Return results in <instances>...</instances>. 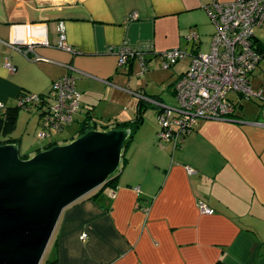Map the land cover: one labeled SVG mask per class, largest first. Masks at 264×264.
I'll use <instances>...</instances> for the list:
<instances>
[{"label":"crops","instance_id":"0c3cea01","mask_svg":"<svg viewBox=\"0 0 264 264\" xmlns=\"http://www.w3.org/2000/svg\"><path fill=\"white\" fill-rule=\"evenodd\" d=\"M210 2L0 0V104L16 107L23 94L46 96L53 82L70 76L80 93L72 123L89 115L96 130H110L115 123L131 121L111 117L112 107L128 96L123 94L124 76L141 75L137 59L117 67L120 48L152 46L144 76L153 75L149 68L159 63L153 60L158 53L180 49L182 59L207 54L214 32L204 9ZM61 29L71 51L56 47ZM193 34L197 38L191 44ZM28 46L32 52L25 56L21 50ZM186 68H178L173 83ZM260 93L263 100L250 113H243L237 100L233 118L199 120L176 149L159 142L157 108L146 107L157 128L152 125L144 140L136 137L142 119L114 188L87 195L61 212L43 264H264V91ZM138 96L166 104L141 85ZM24 110L32 113L38 133L39 107ZM78 129L61 143L77 138ZM60 133L31 155L61 144ZM13 139L20 150L22 138ZM147 147L153 150L149 156ZM28 150L32 148L21 156L30 158ZM186 167L194 173L188 175ZM197 201L213 214L201 213Z\"/></svg>","mask_w":264,"mask_h":264},{"label":"built area","instance_id":"2783aa9c","mask_svg":"<svg viewBox=\"0 0 264 264\" xmlns=\"http://www.w3.org/2000/svg\"><path fill=\"white\" fill-rule=\"evenodd\" d=\"M204 9L214 26L210 50L207 54L192 56L188 68L174 83L175 106L138 96L157 108V138L161 143H171L174 149L180 147L183 137L194 130L199 120L233 118L236 104L228 96L240 101L263 100L260 91L252 89L251 80L256 77L258 68L264 76V67H259L264 54L257 50L259 43L254 35L256 29H264V0H234L225 4L211 0ZM135 18V14L130 16V19ZM196 38L193 34L188 37V41L194 44ZM64 40L61 29L56 47L71 51ZM32 48L28 46L21 52L28 56ZM152 52V46L132 49L124 44L118 52L117 67L122 69L128 60L137 59L142 74L146 71L144 59ZM157 55L162 67L167 69L181 60L185 53L180 49H172ZM5 67L14 71L9 63ZM18 105L29 110L34 106L39 107L37 138L45 140L73 122L80 107V93L75 88L74 78L64 76L53 82L48 95H25L20 98ZM3 108V104H0V109ZM186 170L188 175L194 173L191 168L186 167ZM107 195L113 198L114 193L109 191ZM197 207L203 214H213V210L200 201H197ZM86 238V234L80 236L83 241Z\"/></svg>","mask_w":264,"mask_h":264},{"label":"water","instance_id":"95a60500","mask_svg":"<svg viewBox=\"0 0 264 264\" xmlns=\"http://www.w3.org/2000/svg\"><path fill=\"white\" fill-rule=\"evenodd\" d=\"M127 137L91 130L26 160L0 145V264H40L61 212L118 170Z\"/></svg>","mask_w":264,"mask_h":264},{"label":"rangeland","instance_id":"374dc122","mask_svg":"<svg viewBox=\"0 0 264 264\" xmlns=\"http://www.w3.org/2000/svg\"><path fill=\"white\" fill-rule=\"evenodd\" d=\"M234 1V0H233ZM232 2V1H231ZM254 35L256 38H258L259 40L264 42V29H256L254 32ZM200 54V53H198ZM158 56V55H157ZM155 57L156 59H153L155 62H159L158 64H155L154 66L152 65L151 68H149V71H152L154 69V73L151 76H144V74L147 72L145 71L144 74L142 75H138L136 73H133V75L131 76H124V78L126 79V83L124 84V91L125 93L123 94H127L128 96H126V99H121L118 103L117 106L112 107V119H115L116 121H126L129 119H134L137 115V106H136V101L139 99L138 98V88L141 85L144 90L146 89L148 91V93L152 92V93H156L161 95V98L165 101V103L168 106H175V100L174 97L171 94V87L172 84H174L173 82L175 81V77H176V73L178 72V68H186V61L189 59L191 61V58L189 56H185L184 59L179 60L174 66L164 69L162 67L161 61L159 57ZM187 58V59H186ZM189 61V62H190ZM176 66V67H175ZM175 67V68H174ZM259 67L262 69L264 67V60H262L259 63ZM187 69V68H186ZM186 71V70H185ZM147 74V73H146ZM255 75L256 78H253L251 81V87L254 91H264V76L261 74L260 69L258 68L255 71ZM138 87V88H137ZM122 94V93H119ZM262 97V96H261ZM228 98L232 101H236L237 99L234 96H228ZM261 103V101L259 100H244L241 102V106L243 108V113L245 112H249L257 107V105ZM239 108V107H237ZM143 114H145V116L143 117ZM32 113L26 112L24 109H21L19 112V118H18V122H17V127H15V131L14 133L11 135L12 138H22V146L19 150L18 148V152L19 155L24 154L23 150L25 148H32V150H28L30 152V155L33 153L34 149L36 148H42L43 145H45L48 140H39L36 137V125H33V122L35 121V118L32 117ZM142 119H144V124L142 126V128L140 129V131L137 132V136L136 137H140L143 140L145 139V137L150 134V130L153 128H157V126L152 123L154 122L153 119V112L151 109H147L145 111H143L141 113ZM31 121L28 124V121ZM107 120V118L105 119ZM143 121V120H142ZM152 125H155V127H153ZM79 127L78 122H74L72 123V125L69 124V126L65 127L63 130L61 131L60 135L58 137H56L57 139H59L60 143L63 141L61 139H65L64 137H67V135L71 132L72 134L76 132L77 128ZM70 133V134H71ZM69 134V135H70ZM71 136V135H70ZM69 139V138H67ZM1 140V138H0ZM69 141V140H68ZM63 143V142H62ZM58 144V145H63V144ZM69 143V142H67ZM156 144V142H155ZM144 150H141V152H143ZM152 149H148L146 150L145 155L149 156V154L152 152ZM130 153H133V149H131ZM35 154L31 155L34 156ZM30 157V158H31ZM149 162V160H148ZM121 168V164L119 165V170ZM100 189L97 188L96 190L92 191L90 194H93L94 192H98V190ZM87 196V195H86ZM46 259V252L42 257V260L40 262V264H43L44 261Z\"/></svg>","mask_w":264,"mask_h":264},{"label":"trees","instance_id":"16d2710c","mask_svg":"<svg viewBox=\"0 0 264 264\" xmlns=\"http://www.w3.org/2000/svg\"><path fill=\"white\" fill-rule=\"evenodd\" d=\"M258 43H259V47L257 48V50H259L260 52H262L264 54V42L258 39ZM131 61L132 60H128L126 67H128V65H130ZM144 61H145V65H146V57H145ZM22 96H25V94H23ZM39 96H44V95H39ZM19 100H20V98L18 99V102H19ZM237 100L235 101V104H236ZM18 102H17L16 107H8V108L0 109V138H1L0 145L14 144L18 148V146L16 144V140L11 137V135L14 132L15 127H16V122H17L19 111L21 109H23L21 106L18 105ZM137 104H138V106H137V109H138L137 112L138 113L133 120L127 121V122L115 123L114 126L112 127V129H114V130H122V131L128 132V137L123 144V149H122V153H121V160H120L121 168L126 163L125 151H126L127 147L133 142V137H134L136 131L138 130V128L140 127V125L142 123L141 113L145 110L146 107L151 106L146 101L140 100V99H139ZM89 118H90V116L88 115L87 119L79 124V129H78V134H77L78 137L82 136L83 134L87 133L88 131L96 130L97 124H95V122H92V121L89 122L88 121ZM102 127L104 128V126H102ZM54 144L55 143H53V145ZM53 145H50L47 149L53 147ZM19 156L22 160L27 159L25 157H22L21 155H19ZM121 168H120V170L119 169L116 170L114 172V174H112L106 180V182L102 186H100V189L98 190L97 193L102 192L105 189H112L115 187V183H116V180L119 176ZM47 263L53 264L52 261L51 262L49 261ZM216 264H220V263H216Z\"/></svg>","mask_w":264,"mask_h":264}]
</instances>
